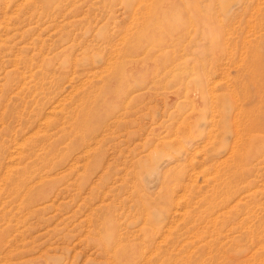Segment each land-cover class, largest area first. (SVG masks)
I'll return each mask as SVG.
<instances>
[{
  "label": "rangeland",
  "instance_id": "obj_1",
  "mask_svg": "<svg viewBox=\"0 0 264 264\" xmlns=\"http://www.w3.org/2000/svg\"><path fill=\"white\" fill-rule=\"evenodd\" d=\"M131 257L264 264V0H0V264Z\"/></svg>",
  "mask_w": 264,
  "mask_h": 264
},
{
  "label": "bare ground",
  "instance_id": "obj_2",
  "mask_svg": "<svg viewBox=\"0 0 264 264\" xmlns=\"http://www.w3.org/2000/svg\"><path fill=\"white\" fill-rule=\"evenodd\" d=\"M253 122L256 123L255 121H253ZM253 122H252V123H253ZM252 123H251L250 126L253 128ZM255 128H256V126H255ZM126 261H127L129 264H131L130 262L132 261V257H131V258H128V259L126 258Z\"/></svg>",
  "mask_w": 264,
  "mask_h": 264
}]
</instances>
